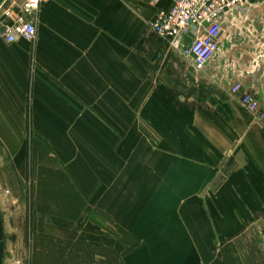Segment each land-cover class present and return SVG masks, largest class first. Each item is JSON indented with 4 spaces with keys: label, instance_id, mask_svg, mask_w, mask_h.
<instances>
[{
    "label": "crops",
    "instance_id": "1",
    "mask_svg": "<svg viewBox=\"0 0 264 264\" xmlns=\"http://www.w3.org/2000/svg\"><path fill=\"white\" fill-rule=\"evenodd\" d=\"M24 1L0 0V123L29 116L91 264H264V126L231 93L264 107V0L203 71L151 32L172 0H50L9 44Z\"/></svg>",
    "mask_w": 264,
    "mask_h": 264
},
{
    "label": "rangeland",
    "instance_id": "2",
    "mask_svg": "<svg viewBox=\"0 0 264 264\" xmlns=\"http://www.w3.org/2000/svg\"><path fill=\"white\" fill-rule=\"evenodd\" d=\"M5 117L9 126L0 123V264H91L88 249L74 243L75 232L50 220L73 211L59 206L63 194L74 197V192L58 163L32 130L28 115ZM47 197L57 207L47 208ZM84 217L90 218L89 211ZM62 249L70 251L64 261Z\"/></svg>",
    "mask_w": 264,
    "mask_h": 264
},
{
    "label": "built area",
    "instance_id": "3",
    "mask_svg": "<svg viewBox=\"0 0 264 264\" xmlns=\"http://www.w3.org/2000/svg\"><path fill=\"white\" fill-rule=\"evenodd\" d=\"M48 1L37 0L32 7L30 0H25L18 9L5 10L4 15L10 20L3 29L6 42L34 41L37 36L35 16ZM250 6L249 0H172L171 6L160 10L149 26L172 51L184 57L196 70L203 71L220 51L225 31ZM231 93L239 94L241 106L254 121L264 126V107L256 93L241 82L231 87Z\"/></svg>",
    "mask_w": 264,
    "mask_h": 264
},
{
    "label": "trees",
    "instance_id": "4",
    "mask_svg": "<svg viewBox=\"0 0 264 264\" xmlns=\"http://www.w3.org/2000/svg\"><path fill=\"white\" fill-rule=\"evenodd\" d=\"M50 220L52 221V223L54 225H56L59 228L72 229V228H75L76 226L78 227V225L76 224L75 221L69 220V219H65V218H62V217L51 216Z\"/></svg>",
    "mask_w": 264,
    "mask_h": 264
},
{
    "label": "flooded vegetation",
    "instance_id": "5",
    "mask_svg": "<svg viewBox=\"0 0 264 264\" xmlns=\"http://www.w3.org/2000/svg\"><path fill=\"white\" fill-rule=\"evenodd\" d=\"M252 8L254 9L255 7H254V5L251 4V6H250L249 8H247V11H248V10L250 11V9H252ZM245 17H246V13H245V14L242 13V17L239 18L238 20L234 21L233 24H232V26H231L230 28H232V27H236V28H237V27L239 26V25H238V22H241V23H242L243 20H245V19H244ZM256 18H257V17L255 16V18H254V19H255V20H254V21H255V22H254L255 26L258 24V22L256 21ZM260 19H262V18H260ZM236 23H237V24H236ZM228 34H229L228 31H225L224 36L228 37ZM225 40H226V39H225ZM223 46H224V45L221 44V47H223ZM220 49H221V48H220Z\"/></svg>",
    "mask_w": 264,
    "mask_h": 264
},
{
    "label": "clouds",
    "instance_id": "6",
    "mask_svg": "<svg viewBox=\"0 0 264 264\" xmlns=\"http://www.w3.org/2000/svg\"><path fill=\"white\" fill-rule=\"evenodd\" d=\"M36 3H37V0H30V4L32 7H35ZM8 14H11V13H8ZM12 39H16V37H12Z\"/></svg>",
    "mask_w": 264,
    "mask_h": 264
}]
</instances>
